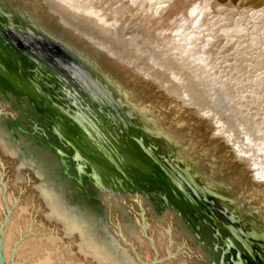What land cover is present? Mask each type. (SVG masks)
<instances>
[{
  "label": "water",
  "instance_id": "95a60500",
  "mask_svg": "<svg viewBox=\"0 0 264 264\" xmlns=\"http://www.w3.org/2000/svg\"><path fill=\"white\" fill-rule=\"evenodd\" d=\"M73 2L0 0V105L8 111L0 114L3 125L0 133L10 134V138H4L18 152L17 159L26 163L33 176L42 175L62 208L76 217L96 244L106 250L111 251L114 243L119 244V237L123 239L122 245H130L110 227L112 216L115 220L123 219L113 206V198L119 196L129 211L127 199L137 202L146 228L156 223L180 233V220H186L198 238L201 227L211 229L214 237H222L221 232L227 234L222 239L224 251L219 264H223L224 254L230 255L232 250L236 259L233 264L254 263L255 253L264 264V251L248 240L262 239L263 235L244 233L222 223L216 215L223 216L224 212L213 200L219 197L209 190L214 185L207 182L206 176L197 174L195 170L201 165L190 156L196 154L207 160L209 154L204 142L192 149L184 141L187 137L199 141L209 133L225 151H232L234 136L228 137L230 142L226 136L232 133L233 123L227 126L225 120L217 124L213 119L212 122L198 119L201 116L196 102H200L202 95L203 98L216 96V91L188 95L181 89V83L171 87L169 75L177 71L171 69L172 59L164 56L161 59L157 50L145 49L144 36L139 38L144 39L142 42L133 41V36L153 32L158 26L146 30L128 25L123 30L108 28L97 16L85 13V18H81L68 12L64 6ZM114 16L119 17L114 13L108 17L112 20ZM121 16L122 20L128 14ZM86 30L90 35L85 34ZM129 40L133 41L130 45ZM123 48L127 51L123 52ZM178 53L183 55L181 50ZM209 113L204 111V116ZM34 118L39 120V126ZM174 122L178 124L177 129L167 126ZM22 126L31 129V134ZM200 127L205 132L200 133L197 130ZM14 129L24 137V144L14 138ZM31 135L43 139L42 155L51 162L38 163V158L26 153L25 144H31L26 137ZM162 141L179 148L180 152H172ZM236 142L241 152H250L239 140ZM233 151V155H225L228 162L231 156L237 157ZM241 162L235 160L234 165L239 167ZM260 162L249 161L242 176L234 173V179L242 177L239 184L245 181L248 186L243 191L246 202L264 198V176L262 173L256 176L253 170ZM9 167L7 162L4 168ZM40 167L42 170H37ZM209 180L214 182L212 178ZM95 191L105 197L100 200L104 208L100 216L93 204ZM147 200L159 204V208L146 205ZM162 208L163 215H160ZM261 209L257 210L264 220ZM147 212L152 220L149 224ZM162 218L168 221L166 225H161ZM231 222L234 221L231 219ZM95 228L100 237L94 233ZM181 234V247L168 251L166 256L159 257L151 243L152 256H146L143 264H166L170 255L176 252L186 255V251L206 261L201 245L195 253L189 238ZM143 236L149 239L146 233ZM169 238L168 247L172 245ZM129 249L136 254L135 247L129 246ZM0 264H6L1 239Z\"/></svg>",
  "mask_w": 264,
  "mask_h": 264
},
{
  "label": "bare ground",
  "instance_id": "6f19581e",
  "mask_svg": "<svg viewBox=\"0 0 264 264\" xmlns=\"http://www.w3.org/2000/svg\"><path fill=\"white\" fill-rule=\"evenodd\" d=\"M64 8L81 18H85L83 15L85 13L91 17L97 16L112 29L123 30L125 25H128L146 30L147 27L158 26L153 32L144 31L141 35L133 36V41L142 42L143 38H146L145 49L157 50L161 59L163 56L172 59L171 69L176 68L178 73L172 71L169 75L171 87L179 86L181 83V89L187 94L192 92V95L196 93L201 95L210 89L216 91L217 97L212 95L203 98L202 95L200 102H196L201 116L198 119L201 122L205 120L212 122L213 119L217 124H222L225 120L227 126H232L233 123L234 129L226 139L230 142L232 135L234 136V146L231 147L234 154H237V159L231 156L228 162L225 155H233L231 149L229 152L225 151V147L212 140L213 136L209 133L207 137L201 135L202 139L199 141H193L188 137H184L186 138L184 141L192 149L197 147V144L203 145L204 142L209 154L206 159L211 168L210 175L219 176L222 184L228 182L233 188L237 184V194H243L246 189L242 186H246V182L239 184L238 181L242 180L241 176L248 169L249 161L251 163L261 161L260 166L254 165V169H251L256 172V176H261V173L264 176V59H261L264 56V0H74ZM111 13L119 17L114 16L115 18L111 20L108 17ZM122 14H128V17L121 20ZM107 33L110 35L109 31ZM85 34L90 35V32L86 30ZM142 36L144 37L140 40ZM133 41L129 40V44L126 41L125 44L130 45ZM123 49V52L127 51L126 48ZM136 50L140 49L137 47ZM180 50L183 51V55L179 56ZM204 111L210 112L209 115L204 116L206 115ZM7 112L6 107L0 105V114ZM167 126L177 129L178 124L174 122ZM204 129L200 127L197 130L203 133ZM230 136L231 138H228ZM236 140L244 144L250 152H241V146ZM0 142L8 151L14 153L13 163L23 168L22 172L17 169L16 174L12 175V180L8 181L4 165L9 157L5 153V148L3 150L0 147V239L6 264H91V262L106 264L103 257L108 258L111 264H117V259L113 256L121 258L126 264H143L145 257L151 256V243L159 257L166 256L168 251H176L178 246L181 247L182 240L178 236V231L171 232L170 229L156 223H150L149 228H146V221L141 219L142 216L140 217L137 211L139 208L137 202L131 200L128 206L133 223L135 227L140 228V233L130 236L124 229L135 227L129 228L122 223V219L115 220V216H112L110 226L112 231L120 233L130 245H122L120 240L123 239L119 237V244L114 243L109 253L104 247L96 244L76 217L62 208L56 196L42 180L40 173H35L32 177L34 182L38 179L43 192L31 186L34 182L27 174L28 166L17 159L18 152L1 133ZM235 160L242 161L239 167L234 165ZM234 173L241 176L234 179ZM23 174L25 177L18 176ZM27 189L30 190V194L25 197ZM257 193L259 191H256ZM42 194L46 198L53 197V200L51 197L47 200H51L52 205L56 206L54 209L51 205L52 211L54 210L59 219L51 216V208ZM262 200L261 203L257 200L258 209H261V205L264 208V198ZM70 221L80 227L79 234L69 229ZM152 226L165 231L166 236L162 237L155 230L152 231ZM51 229L54 231L51 232ZM145 233L149 239L143 236ZM168 238L172 241L169 247ZM129 246L135 247L136 254L131 253ZM91 249L103 262L95 258ZM176 253L174 256L170 255V260L166 264H180L182 258H186L188 264L192 263L190 259L193 255L188 251L186 255H183V252Z\"/></svg>",
  "mask_w": 264,
  "mask_h": 264
},
{
  "label": "rangeland",
  "instance_id": "374dc122",
  "mask_svg": "<svg viewBox=\"0 0 264 264\" xmlns=\"http://www.w3.org/2000/svg\"><path fill=\"white\" fill-rule=\"evenodd\" d=\"M34 121L37 122V124L39 126V123H40L39 120L37 118H34ZM22 128L24 130L29 131L30 134H31V132H32L31 129L27 128L26 126H22ZM0 129H3V125L2 124H0ZM3 133H4V136H6L7 138H10V134L8 132L4 131ZM13 136H14V138L17 137L19 139V141L22 144H24V137H21L20 134L17 133L15 129H14V135ZM26 138L29 139L30 142H31L30 145L29 144H25V146H24L26 153H28L30 155H33L36 158H38V163H40L41 161H45V162H49L50 161L51 162V160L48 157H44V155H42L41 143L43 142V139L41 137H39L37 135L36 136L31 135V136H28ZM162 143H163L162 145L170 147V149H172V152H174V153L180 152L179 148H174V147L172 148V146L170 144H168L167 142H165V141H162ZM39 145H40V148H39ZM0 147L3 150L5 148V150H6L5 153L9 157L7 159V161H6V163L7 162H8V164L11 163V164H9L10 167L8 169H6L7 170V174H8V177L6 175V178H8V181H11L12 180V175L14 173L16 174L17 169H18V171L22 172L23 168L20 165L17 166V165H15L13 163L14 153L8 151L2 142H0ZM190 156L191 157L193 156L194 158H196L198 160V162L200 163V165H201V167H198L195 170L197 172V174L206 176V178H207L206 180H208L207 182L212 184V186L214 185L209 190L211 191V193L213 192L214 195L219 197V198H213V200H215L216 204L218 205V208L222 212H224L223 216H221V215L216 213V215L220 219V221H222V223H224L226 225H231V226H233V227H235L237 229H240L244 233H257L258 235L262 234L263 235L262 239H259V238H257V239L248 238V240H250L255 245H257L258 248L261 247V249L264 251V220L262 219V217H260V216H262L261 213L260 212L258 213V210H257L258 209V205L256 204L257 201L256 200L255 201L254 200L250 201V199L248 197L249 202H246L245 195H243L242 193L237 194V192H236L237 188H235V187L233 188L232 185L230 183H228V182L226 184H222L221 181H220L222 179L221 178L219 179V176H216V177L213 178V176L210 175L211 174V171H210L211 168H210V166H208V162H209L208 160H204V159H202V157L197 156L196 154L195 155H190ZM4 162H5V159H4ZM12 163H13V165H12ZM41 167L37 168V170H39V169L42 170ZM57 168H58V165H57ZM50 169H52V168L50 167ZM27 174L30 175L29 178L31 179V181L34 182V178H33L34 176L32 175V173L27 172ZM18 176L25 177L24 174L23 175H18ZM211 178L213 179L214 182H211L209 180ZM6 180L7 179H5V181ZM36 180H37V182L36 181L34 183L31 182L32 183L31 186L35 187L36 190H38L39 192L42 193L43 192V187H42V185H40L38 179H36ZM243 187L246 188L245 190L248 189V186L243 185ZM16 193H17V191H16ZM29 194H30V190L27 189L24 195H25V197H27ZM42 196L46 200L48 205L50 206L51 211H52V206H53L54 209H56V206L54 204L52 205L53 202L51 203V200H53L52 196H47L48 198H46V196H44L43 194H42ZM50 197H51V200L48 201L47 199H49ZM93 199H94L93 200V204H95L94 206L99 209L98 216H100L101 214H104V208L101 207L100 200L105 199V197L103 195H101L99 192L95 191ZM262 199H263L262 197L258 198L260 203L263 202ZM130 202L131 201L129 199H127V204L128 205L130 204ZM49 203H51V204H49ZM113 204H114L113 205L114 206V210L116 212H118L123 217L122 223H125L127 225V227H129V228L130 227L134 228L135 225L133 223V216L130 213L131 211H129V209L125 205H123V203H122L121 199L119 198V196H115L113 198ZM146 205H151V206H153L155 208H159V204L155 203L154 201H150V200H149V203L146 201ZM135 207H136V205H135ZM254 210H256V211H254ZM137 211L140 213L139 208L137 209ZM55 212H57V211L55 210ZM262 212L264 213V209H262ZM51 213H52L51 216L57 217L54 214V210ZM160 213H162L161 215H163V208L161 209ZM57 214L60 215L59 213H57ZM147 214H148L147 218H149L147 222L149 224L152 220H151V216H150L149 212H147ZM60 217L64 218L61 215H60ZM93 217H96V214ZM89 219L91 220L92 217L89 216ZM231 219L234 222H231ZM66 223H69V222H66ZM167 223H168V221L165 220L164 218H162V224L161 225H166ZM69 224L71 225L70 226L71 228H69V229L73 233H75V234H79L80 233V227L79 226H77L75 224H72L71 221H70ZM180 224H181L182 228L184 229V232L180 231V233H178L179 236H180V239L182 237L181 233L186 234V236L189 238V240H188L189 242L188 243H189V245L193 244V246H191V245L190 246H191V248L194 247L193 251L195 253H196V250H198V247L200 246L199 243L201 241L203 242V244L205 245V248L207 249V251H205L206 252L205 253L204 249L201 247L202 252H203V254H204L205 258H206V261H203V260H201L199 258L192 257L190 259L191 262H192L191 264H219V260H220V258L222 256V252L224 251L222 249L224 247L222 239H224L225 237L227 238L228 235L223 233V232H221L222 237H220V238L217 237V236L214 237L213 236V232L211 231V229H209L208 227H206V228L201 227L200 228L199 223L194 221V224L200 228L198 230V232H199V234H198L199 238H198L196 236V234H195L194 229L187 225L186 220H180V223L178 225L179 229H180ZM124 230L129 235L131 234L133 236L138 235L140 233V228L138 226L135 227L134 229H127L126 228ZM151 230L152 231L155 230L162 237L166 236L165 231L159 229L157 226H152ZM94 233L100 237V232H99V230L97 228L94 229ZM254 247H255V250H257L256 246H254ZM87 249H90V248L87 247ZM90 251H91V253L95 256V258L98 261L103 262L102 260L98 259V256H97L98 254L94 250L91 249ZM109 253H111V252L109 251ZM262 253L264 255V252H262ZM99 256H101V255H99ZM234 256H235V252L233 250H232L230 255L225 253L224 254V262H223V264H233V262L236 260ZM256 256H257V254L255 253V262L254 263H248V264H263ZM113 257H115L117 259L116 260L117 264H124V262L121 261V259L117 258V256H113ZM103 260H105V262H107L106 264H111L108 261L109 260L108 258H104L103 257ZM91 264H93V262H91ZM180 264H188V260L186 258H184V259L182 258Z\"/></svg>",
  "mask_w": 264,
  "mask_h": 264
},
{
  "label": "flooded vegetation",
  "instance_id": "af4514ba",
  "mask_svg": "<svg viewBox=\"0 0 264 264\" xmlns=\"http://www.w3.org/2000/svg\"><path fill=\"white\" fill-rule=\"evenodd\" d=\"M147 202L149 203L148 200H147ZM161 214H162V213H160V215H161ZM180 231H181V232H184V229L182 228L181 224H180ZM178 236H179V234H178ZM179 237H180V236H179ZM199 244H200L201 247L204 249V252L207 251V249L205 248V245L203 244L202 241H201ZM205 253H206V252H205ZM124 264H126V262H124Z\"/></svg>",
  "mask_w": 264,
  "mask_h": 264
},
{
  "label": "snow or ice",
  "instance_id": "6c2138e0",
  "mask_svg": "<svg viewBox=\"0 0 264 264\" xmlns=\"http://www.w3.org/2000/svg\"><path fill=\"white\" fill-rule=\"evenodd\" d=\"M160 7H164V5H160ZM194 14H195V13H193V15H194ZM261 59H264V56H262Z\"/></svg>",
  "mask_w": 264,
  "mask_h": 264
}]
</instances>
